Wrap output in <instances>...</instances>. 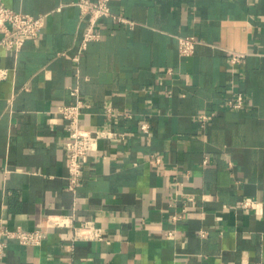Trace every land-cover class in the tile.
<instances>
[{"label":"crops","instance_id":"crops-1","mask_svg":"<svg viewBox=\"0 0 264 264\" xmlns=\"http://www.w3.org/2000/svg\"><path fill=\"white\" fill-rule=\"evenodd\" d=\"M1 1L46 16L18 51L0 46V224L71 211L58 112L76 100L69 87L89 102L82 126L122 136L98 140L76 190L74 224L92 220L103 239L49 227L39 245L7 242L0 264H264V0H110L76 61V0ZM183 35L196 39L188 56ZM105 107L130 117L107 121Z\"/></svg>","mask_w":264,"mask_h":264},{"label":"built area","instance_id":"built-area-1","mask_svg":"<svg viewBox=\"0 0 264 264\" xmlns=\"http://www.w3.org/2000/svg\"><path fill=\"white\" fill-rule=\"evenodd\" d=\"M110 0H76L71 2L78 8L79 18L83 21V29L78 40V48L73 59L76 61L79 54L84 50L86 43L90 40H97L100 36L95 29L97 20L110 13ZM46 13L32 15L26 12L14 10L5 6L0 0V46L11 50L18 51L26 38H37L41 28L44 25ZM121 22L132 23L122 16H115ZM196 39L193 35H183L178 38L177 51L180 56H188L193 53ZM245 57L244 52L229 51L228 61L232 65H239ZM1 72V76H2ZM70 94L76 97L75 102L64 104L58 108L61 118L65 122L67 139L64 142L66 157V189L71 193L73 201L71 211L68 214H49L43 226L32 229H25L21 226L8 227L0 224V259L3 256L4 247L9 241H14L22 245H39L45 238L49 227H68L71 229V243L77 240H102L103 232L101 227L94 224L92 220H81L74 224L76 190L81 184V169L83 158L97 147L100 138L114 140L121 137L122 134L115 130H93L80 124V114L84 107L89 106L78 95L76 87H69ZM227 104L232 107H240L242 104L241 97L238 96L235 101L227 100ZM102 114L107 121H111L119 115L130 117V114L123 110L105 107ZM209 114L201 113L198 119L201 125H204L209 119ZM141 133L148 132V124L142 122L139 126ZM157 161V159H156ZM256 202L253 200H242L239 206L245 208L253 206ZM177 215L172 216L175 219ZM168 237L174 236L172 229L166 232ZM198 235L203 237L204 230H199Z\"/></svg>","mask_w":264,"mask_h":264}]
</instances>
